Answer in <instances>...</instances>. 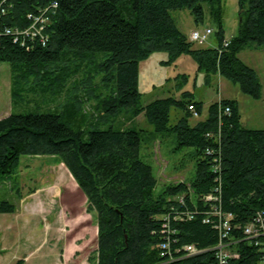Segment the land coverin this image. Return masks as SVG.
<instances>
[{
	"label": "trees",
	"instance_id": "obj_1",
	"mask_svg": "<svg viewBox=\"0 0 264 264\" xmlns=\"http://www.w3.org/2000/svg\"><path fill=\"white\" fill-rule=\"evenodd\" d=\"M238 1V35L226 41L223 0H7L2 25L19 30L30 26L29 14L57 4L50 14L46 29L49 43L45 47L22 46L10 36H0V63L12 68L16 102L21 100L23 84L31 76H35L36 86L51 82L56 77L48 76L60 73L56 83L63 90L80 67L73 65L71 69L68 64H73V59L87 58L100 71L116 72V89L107 96L95 97L99 114L92 115L93 119L83 113L78 99L79 104L51 113H11L0 119L1 176L14 173L22 156H53L77 183L98 228L97 250L90 264H214L213 252L167 263L169 257L160 248L162 223L169 212V199L179 195L186 200L181 211H193L195 217L173 222L177 234L172 250L184 245L208 249L219 243V231L200 213L206 210L201 198L219 185L218 206L232 214L235 238L243 240L245 225L258 213L264 215V129L243 126L238 101L223 99L211 105L207 120L195 126L190 124L193 113L189 106L194 105L201 116L203 103L191 92L146 106L140 103V64L157 53L167 55L161 62L164 66L189 56L198 72L204 73L206 84L211 77L221 76L238 85L243 94L261 99V79L239 55L246 49H264V0ZM205 5L218 23L216 48H195L171 15L172 11L187 9L199 25L205 19ZM101 53L107 58L97 64L95 55ZM182 78L187 82L186 76ZM226 107L231 109L229 115L223 113ZM173 109L183 112L175 125L170 124ZM125 110L131 111L132 118L144 114L153 135L174 134L177 150L194 149L195 176L189 183L170 185L154 196L157 179L140 156L144 131L112 125L100 129L109 118ZM208 148L217 151L220 168H213L217 164L206 155ZM0 213H15V206L3 202ZM235 248L238 253L232 264H260L256 246L241 241Z\"/></svg>",
	"mask_w": 264,
	"mask_h": 264
},
{
	"label": "rangeland",
	"instance_id": "obj_2",
	"mask_svg": "<svg viewBox=\"0 0 264 264\" xmlns=\"http://www.w3.org/2000/svg\"><path fill=\"white\" fill-rule=\"evenodd\" d=\"M204 8L205 19L199 25L187 9L172 11L171 15L180 31L188 37L193 31L211 28L214 33L208 42L194 45L195 48H216L218 44L215 32L218 30V23L210 15L209 6L205 5ZM239 13L238 0H223L222 20L226 41L238 35ZM95 57L98 64L105 61L107 54H96ZM239 57L256 70L261 79L263 94L259 100L243 94L238 85L223 77L218 81V76H213L211 82L206 84L204 73L198 72L197 64L189 56H183L177 64L164 66L161 62L167 60V55L157 53L141 65L140 103L146 106L156 100L180 98L183 92H191L195 100L203 103L202 115L190 119L191 126H195L207 120L211 105L225 98L238 101L245 128L263 130L264 49H246ZM89 60L73 59V64H68L71 69L75 65L80 67L71 75L63 90L56 83L60 73L49 75L48 78L56 77L51 82L44 81L43 85L36 86L35 76L29 77L30 81L26 80L23 84L24 92L19 102L13 96L15 76L12 68L8 63H0V117L10 113L47 114L62 110L65 106L77 105V99L82 102L83 113L90 119L97 117L99 111L96 109L95 97L107 96L116 89L113 80L116 72L100 71ZM182 76L187 77V82ZM104 79L106 86L102 83ZM90 92L94 95L91 96ZM182 116L180 109H173L170 124H177ZM110 125L116 129L144 131L140 156L143 162L152 167L157 179L155 197L170 185L182 181L189 183L194 178V149L177 150L174 134H151L153 127L146 121L144 114L132 118L131 111L125 110L117 117L109 118L107 124L100 129L107 130ZM3 202L14 205L15 213H0V264H17L18 261L26 264H90L89 259L97 250L95 215L87 212L85 196L57 157L22 156L14 173L0 175V206ZM69 222L78 227L70 229L67 226ZM77 238L79 241L76 250L67 257V245L77 241Z\"/></svg>",
	"mask_w": 264,
	"mask_h": 264
},
{
	"label": "built area",
	"instance_id": "obj_3",
	"mask_svg": "<svg viewBox=\"0 0 264 264\" xmlns=\"http://www.w3.org/2000/svg\"><path fill=\"white\" fill-rule=\"evenodd\" d=\"M7 0L0 2V36H10L14 39V42H21L22 46L30 44L32 46L45 47L49 43V37L46 34L47 26L50 21V14L52 9L57 8L55 2L49 6L41 9L38 13L29 14L27 18L30 21V26L26 29L19 30L8 27H3L2 19L7 14ZM54 14V13H53ZM52 14V15H53ZM213 34L211 28H207L203 31H193L190 35V41L194 44L203 45L208 42L210 36ZM228 42L224 43L227 46ZM189 110L192 111L193 117H199V114L194 105L189 106ZM231 112L230 107H226L223 110L225 115H229ZM208 134L207 136H209ZM206 155L212 157V162L217 165L214 169L220 168V161L217 151L213 148L206 150ZM212 168V169H213ZM220 184L219 180H216ZM221 186L214 187L213 191L208 195L201 198L206 210L200 213L205 214V222L213 224L214 228L219 231V243L208 249H199L195 245H184L180 249L172 250L171 243L173 237L177 234V229L173 227V222H183L185 220H192L195 217V212L190 210H183L186 200L184 195H179L169 199L171 203L169 212L163 218L161 234L164 236L160 244L161 250L169 257L168 262H174L184 258L194 257L200 254L213 252L215 263L214 264H232V260L237 257L236 246L241 241H248L251 245L256 246L260 252V264H264V215L258 213L253 220L245 225L243 228V240L235 238L233 234L235 226L233 225V216L230 213H226L222 210L218 204L220 203V191ZM197 209V207H196ZM195 209V210H196ZM183 253L181 257H175V255Z\"/></svg>",
	"mask_w": 264,
	"mask_h": 264
},
{
	"label": "crops",
	"instance_id": "obj_4",
	"mask_svg": "<svg viewBox=\"0 0 264 264\" xmlns=\"http://www.w3.org/2000/svg\"><path fill=\"white\" fill-rule=\"evenodd\" d=\"M179 60H181V58L179 59ZM178 60V61H179ZM177 61V62H178ZM146 62V61H145ZM177 62L175 63V64H177ZM143 63V62H142ZM142 63L140 64V74H141V65H142ZM222 77L221 76H218V81H220V79H221ZM223 99H225V98H223ZM11 114V113H10ZM10 114H6L5 116H3V117H0V119H3V118H5V117H7V116H9ZM87 201V200H86ZM86 204H87V202H86ZM95 221H96V219H95ZM96 223V222H95ZM69 225H67L70 229H74L77 225H75L73 222H69L68 223ZM78 227V226H77ZM96 227H97V225H96ZM97 230H98V228H97ZM77 241H72V243L71 244H69V245H67V247H66V251H67V257H69V256H71L72 255V253L76 250V248H77V243H78V241H79V238H77L76 239Z\"/></svg>",
	"mask_w": 264,
	"mask_h": 264
},
{
	"label": "water",
	"instance_id": "obj_5",
	"mask_svg": "<svg viewBox=\"0 0 264 264\" xmlns=\"http://www.w3.org/2000/svg\"><path fill=\"white\" fill-rule=\"evenodd\" d=\"M241 21V20H240Z\"/></svg>",
	"mask_w": 264,
	"mask_h": 264
}]
</instances>
